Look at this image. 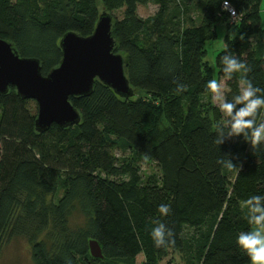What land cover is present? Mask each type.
Instances as JSON below:
<instances>
[{
  "label": "trees",
  "instance_id": "trees-1",
  "mask_svg": "<svg viewBox=\"0 0 264 264\" xmlns=\"http://www.w3.org/2000/svg\"><path fill=\"white\" fill-rule=\"evenodd\" d=\"M261 1L228 0L237 21L214 61L226 98L238 92L241 74L223 75L225 54L246 63L244 78L264 95ZM148 3L155 13L140 16L138 6ZM103 11L112 16L113 49L125 58L132 96L96 80L90 94L70 97L78 124L39 132L32 99L13 86L0 94V254L22 238L34 264H135L139 254L143 264H250L235 239L254 227L241 205L264 195V142L215 143L224 117L206 89L214 78L206 45L230 19L224 0H0V37L39 59L46 75L61 61L62 36L90 35ZM116 147L155 161L159 173L144 177ZM159 223L172 230L167 246L150 236ZM91 240L102 257L90 253ZM176 251L184 263L164 262Z\"/></svg>",
  "mask_w": 264,
  "mask_h": 264
},
{
  "label": "water",
  "instance_id": "water-1",
  "mask_svg": "<svg viewBox=\"0 0 264 264\" xmlns=\"http://www.w3.org/2000/svg\"><path fill=\"white\" fill-rule=\"evenodd\" d=\"M111 30L112 16L103 11L90 35L65 33L59 42L61 61L46 75L39 59L21 56L10 41L0 37V94L13 86L23 99L36 101L35 128L39 132L53 123L63 127L78 124L80 113L70 97L90 94L96 80L123 97L132 96L125 58L114 51ZM89 247L94 257H102L95 240Z\"/></svg>",
  "mask_w": 264,
  "mask_h": 264
},
{
  "label": "clouds",
  "instance_id": "clouds-1",
  "mask_svg": "<svg viewBox=\"0 0 264 264\" xmlns=\"http://www.w3.org/2000/svg\"><path fill=\"white\" fill-rule=\"evenodd\" d=\"M225 9L229 8L228 0H224ZM219 63L223 75L231 78L234 73L241 74L238 92L231 98H226L222 82L213 78L206 82V89L211 93V102L224 117L216 125L215 143L222 145L226 141L240 137L251 146L264 142V95H258L261 89L244 78L249 69L246 63L234 55H222ZM242 207L248 209L246 216L249 225L254 229L240 231L235 239L237 247L248 257L250 264H264V195L250 196ZM158 211L166 215L168 205H159ZM154 246L161 247L170 244L172 230L163 223L153 227L150 232Z\"/></svg>",
  "mask_w": 264,
  "mask_h": 264
},
{
  "label": "rangeland",
  "instance_id": "rangeland-1",
  "mask_svg": "<svg viewBox=\"0 0 264 264\" xmlns=\"http://www.w3.org/2000/svg\"><path fill=\"white\" fill-rule=\"evenodd\" d=\"M156 8L157 6L153 3L140 5L138 6V14L142 17H148L153 13H155ZM193 11H194V17L199 19L200 8L194 6ZM114 14L118 17L122 16L121 11H116L114 12ZM260 16H261V24L264 27V0L261 1ZM229 21L226 19L225 21H221L217 24V33H218L217 39L215 41H209L206 45L207 61L213 69V77L217 79L218 82H222V89L224 91V94L227 90V86L225 80L217 76L216 70L214 68V64H215L214 61L216 54L218 53V51H220V49H222L224 45L225 36L229 32L233 31L232 29L233 27L230 26L233 24V22L231 21L229 22ZM209 101L214 106V110H215L216 106L211 102V93L209 96ZM29 108L32 112H36L37 109L36 101L34 100L30 101ZM165 126L166 123L163 124L162 128H164ZM114 153L118 158L121 159L126 158L130 160H134V162L141 167V171L144 177L151 174L159 173V167L155 161L150 160L149 158H146L141 154H135L130 149H122L120 147H116ZM255 227L256 226L254 225L253 229ZM170 258H173L176 262L184 263L182 260V256L178 251L169 253V255L164 259V262H167L168 260H170ZM143 262H144V255L139 254L136 258L135 264H143ZM0 264H34L31 256V247L29 243L22 238H16L12 240L9 244H7L3 248L0 254ZM120 264H126V263H120Z\"/></svg>",
  "mask_w": 264,
  "mask_h": 264
},
{
  "label": "built area",
  "instance_id": "built-area-1",
  "mask_svg": "<svg viewBox=\"0 0 264 264\" xmlns=\"http://www.w3.org/2000/svg\"><path fill=\"white\" fill-rule=\"evenodd\" d=\"M225 10L228 11L229 18H230L229 20L231 22L237 21V15H236L235 11L233 10V8H231V6H229V8L228 9H225Z\"/></svg>",
  "mask_w": 264,
  "mask_h": 264
}]
</instances>
